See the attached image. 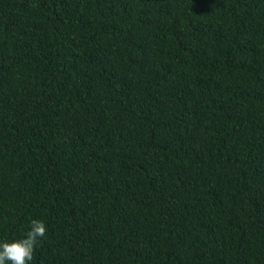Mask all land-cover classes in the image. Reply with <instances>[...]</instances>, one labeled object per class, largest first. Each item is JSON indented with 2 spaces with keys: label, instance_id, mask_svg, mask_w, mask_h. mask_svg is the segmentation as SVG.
<instances>
[{
  "label": "trees",
  "instance_id": "1",
  "mask_svg": "<svg viewBox=\"0 0 264 264\" xmlns=\"http://www.w3.org/2000/svg\"><path fill=\"white\" fill-rule=\"evenodd\" d=\"M34 219L29 264H264V0H0V242Z\"/></svg>",
  "mask_w": 264,
  "mask_h": 264
},
{
  "label": "clouds",
  "instance_id": "2",
  "mask_svg": "<svg viewBox=\"0 0 264 264\" xmlns=\"http://www.w3.org/2000/svg\"><path fill=\"white\" fill-rule=\"evenodd\" d=\"M47 228L42 220H32L30 230L19 239L0 242V264H29L34 259L35 249L46 236Z\"/></svg>",
  "mask_w": 264,
  "mask_h": 264
}]
</instances>
